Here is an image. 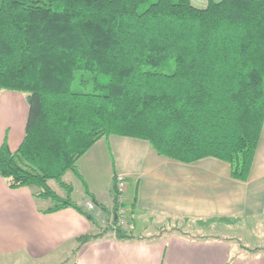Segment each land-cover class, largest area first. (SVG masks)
<instances>
[{
    "label": "trees",
    "instance_id": "1",
    "mask_svg": "<svg viewBox=\"0 0 264 264\" xmlns=\"http://www.w3.org/2000/svg\"><path fill=\"white\" fill-rule=\"evenodd\" d=\"M4 89L27 92L28 115L19 147L0 145V175L47 211L95 220L63 175L81 176L78 160L112 134L183 162L215 156L246 181L264 123V0H0ZM113 222L77 250L107 231L138 237Z\"/></svg>",
    "mask_w": 264,
    "mask_h": 264
},
{
    "label": "crops",
    "instance_id": "2",
    "mask_svg": "<svg viewBox=\"0 0 264 264\" xmlns=\"http://www.w3.org/2000/svg\"><path fill=\"white\" fill-rule=\"evenodd\" d=\"M26 96L14 89L0 94V145L7 138L13 151L25 136ZM257 148L243 181L215 156L183 162L160 155L144 138H101L78 160L81 176L75 174L84 185L78 199L71 184L73 200L93 210L95 220L70 206L47 211L49 199L29 185L11 188L0 175V264H264V249L256 258L232 256L240 240L226 234L242 222L264 230V123ZM116 174L127 178L128 223L138 237L107 231L77 250L78 236L115 225ZM210 218L215 221H205Z\"/></svg>",
    "mask_w": 264,
    "mask_h": 264
},
{
    "label": "rangeland",
    "instance_id": "3",
    "mask_svg": "<svg viewBox=\"0 0 264 264\" xmlns=\"http://www.w3.org/2000/svg\"><path fill=\"white\" fill-rule=\"evenodd\" d=\"M192 2L194 5H197L199 7H205L208 0H192ZM163 69L167 70L165 68ZM63 179H65L68 183L73 184L74 197L78 199L80 194L83 191L82 189L84 188L82 181L77 178L75 172H73L72 170H68L64 174ZM115 182H116V179H115ZM49 183L56 191L64 195L65 189L60 186V184L58 183L56 179L51 178ZM251 226H252L251 222L249 224L242 222V223H239L238 225L228 226V229L226 230L227 231L226 234L228 233V235L233 236L236 240L237 239L240 240L239 242L238 241L235 242L236 243L234 244L235 246H232L231 248L232 256L239 255V253H242V252H245V254H250L247 256V258L248 257L256 258L257 255L259 256L263 255L261 251L256 252V254H254V253H248L249 251L246 250L247 247L252 248V247H263L264 246V230L260 231V230L254 229V227H251ZM229 238H232V237H229Z\"/></svg>",
    "mask_w": 264,
    "mask_h": 264
},
{
    "label": "built area",
    "instance_id": "4",
    "mask_svg": "<svg viewBox=\"0 0 264 264\" xmlns=\"http://www.w3.org/2000/svg\"><path fill=\"white\" fill-rule=\"evenodd\" d=\"M115 194L114 199L116 200V207L111 210V221H116L118 225H128V220L130 216V207L127 199V191H128V182L126 176L123 174L115 175ZM96 201L89 199L87 202V206L89 208H94L97 204Z\"/></svg>",
    "mask_w": 264,
    "mask_h": 264
}]
</instances>
